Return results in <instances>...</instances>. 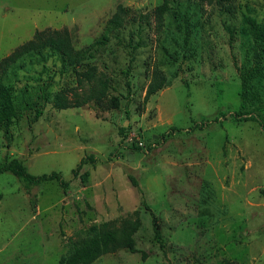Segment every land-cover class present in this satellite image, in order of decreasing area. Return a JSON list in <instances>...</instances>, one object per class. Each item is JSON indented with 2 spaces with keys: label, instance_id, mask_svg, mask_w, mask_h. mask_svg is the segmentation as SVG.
<instances>
[{
  "label": "rangeland",
  "instance_id": "rangeland-1",
  "mask_svg": "<svg viewBox=\"0 0 264 264\" xmlns=\"http://www.w3.org/2000/svg\"><path fill=\"white\" fill-rule=\"evenodd\" d=\"M162 3L0 0V58L47 27L68 28L74 47H85L118 4L129 8L86 60L107 81L100 99L53 106L56 92L70 97L77 87L75 68L55 48L9 68L5 82L23 115L8 137L0 130V162L57 171L68 187L0 173V264H59L104 228L128 230L133 249L90 264H264V69L251 81L257 98L239 96L240 70L255 50L242 14L264 27V0ZM155 80L163 85L148 95ZM42 82L44 100L36 97ZM31 101L43 109L29 124ZM89 154L95 161L73 176Z\"/></svg>",
  "mask_w": 264,
  "mask_h": 264
},
{
  "label": "trees",
  "instance_id": "trees-1",
  "mask_svg": "<svg viewBox=\"0 0 264 264\" xmlns=\"http://www.w3.org/2000/svg\"><path fill=\"white\" fill-rule=\"evenodd\" d=\"M224 2L229 0H216ZM168 0H163L166 5ZM229 5V4H228ZM229 10V8H227ZM129 8L118 4L111 17L106 21L100 36L95 38L90 44L82 48H75L70 36L68 28H43L36 29L31 38L16 46L9 54L0 58V130L8 137L9 127L14 119L21 117L23 114L17 109L13 99V88L5 82L10 67L14 64L19 67L23 66L22 58L31 53H41L45 48H55L63 57H65L70 65L75 68L77 87L71 88L73 91L69 97L65 89L56 92L52 97L54 107L64 109L68 107H78L91 100L100 99L104 96L107 89V81L96 76V66L87 63L86 60L92 54L91 48L104 45L108 40L109 34L114 29L124 24V16ZM230 11V10H229ZM242 23L248 28L249 34L254 40L255 50L253 53V63L240 70V99L245 103L248 99L257 98L252 94L251 81L253 78L263 74V58H264V27L258 25L254 18L242 14ZM187 31V27H186ZM48 84L42 82L36 92V97L44 100V90ZM163 82L153 81L149 85L147 94L150 95L161 88ZM86 89L77 92V88ZM113 107L118 105L116 98L111 99ZM27 108L31 112L26 118L29 124L35 122L42 113V106H37L34 102H27ZM237 112L235 115H239ZM248 118V117H247ZM246 118V119H247ZM95 158L89 154L80 158L75 168L72 170L73 176H77L81 166L85 163H93ZM10 172L22 180L39 184L44 181H56L62 190L68 187V181H65L61 174L57 171L42 173L39 175L31 174L27 171L26 166L18 158L4 157L0 162V173ZM131 183L138 187L137 181L130 176ZM153 240L162 247L161 234L158 226L157 218L152 215ZM133 241L128 230H122L120 234H115L110 229H101L96 234L83 241L79 246L74 247L73 251L60 259L59 264H90L94 259L104 253L113 252L118 248L133 249ZM146 253L142 252L141 258H145Z\"/></svg>",
  "mask_w": 264,
  "mask_h": 264
}]
</instances>
